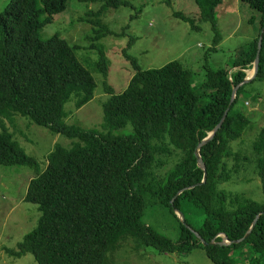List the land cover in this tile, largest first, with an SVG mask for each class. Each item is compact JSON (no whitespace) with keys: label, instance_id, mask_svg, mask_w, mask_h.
Here are the masks:
<instances>
[{"label":"trees","instance_id":"trees-1","mask_svg":"<svg viewBox=\"0 0 264 264\" xmlns=\"http://www.w3.org/2000/svg\"><path fill=\"white\" fill-rule=\"evenodd\" d=\"M72 1L11 0L0 13V164L33 167L35 176L27 184L23 201L37 205L41 213L37 227L23 235L16 249L5 251L14 257L31 253L39 264H115L114 255L122 243L132 239L136 250L154 247L160 252L187 253L202 248L213 264H234V252L246 244L253 253L247 264H264V203L220 188L239 172L240 162L253 161L264 191V129L252 143V160L231 145L250 124L247 115L235 111L246 84L238 90L220 129L200 148L206 172L198 166L196 155L198 145L220 122L233 89L253 75L246 71L253 65L263 35L264 0H240L261 14L260 32L233 61L231 68L236 71L205 66L201 92L193 88L191 69L178 60L143 68L128 53L130 42L123 53L135 74L121 94L104 82L109 95L103 105L104 131L67 122V104L73 101L76 109H82L93 100L97 88L78 56L79 46L60 35L41 38L42 30L67 11ZM76 1L101 4L82 21L91 26L86 40L99 55L92 66L107 79L109 64L97 43L113 33L102 17L110 9L130 7L131 2ZM194 1L200 20L211 24L217 45V9L223 0ZM174 16L199 28L193 17L182 12ZM255 80L264 81V46L259 72L251 82ZM202 97L209 101L202 103ZM16 116L73 142L70 146L58 143L42 169L37 158L19 147L6 124ZM128 124L131 133L114 132ZM234 160L238 163L231 170L229 163ZM204 176L205 183L196 186ZM149 207L167 209L175 217L177 210L189 227L180 221L181 234L172 239L145 221ZM259 215L242 242L219 244V234L230 241L244 237Z\"/></svg>","mask_w":264,"mask_h":264},{"label":"rangeland","instance_id":"rangeland-1","mask_svg":"<svg viewBox=\"0 0 264 264\" xmlns=\"http://www.w3.org/2000/svg\"><path fill=\"white\" fill-rule=\"evenodd\" d=\"M11 0H0V13ZM130 7L108 10L102 22L113 33L112 36L97 43L102 47L109 64L107 79L97 73L93 64L99 59L97 49L90 47L86 38L91 35V26L82 21L88 19L89 11L99 10V3L83 4L72 1L70 8L57 15L55 20L42 30L41 38L49 40L60 35L72 45H78V56L92 73L97 88L92 101L82 109L75 108L70 102L66 110L70 113L67 122L84 128L104 131L103 105L109 99L104 82L113 87L115 94H121L127 88L135 74V67L128 60L123 49L130 43L128 53L138 58L143 68H159L174 60L180 61L191 69L194 75L195 90L201 92L205 80V66L214 69L230 67L233 61L258 36L261 14L240 0H223L217 9L220 42L214 44L215 32L211 24L200 20V9L194 0H129ZM182 12L196 19L191 24L174 16ZM129 27L128 29H126ZM124 33L123 36L121 34ZM118 35V36H116ZM253 72V65L248 72ZM249 75V74H248ZM250 77V76H247ZM209 98L202 97L206 103ZM235 111L250 118V124L241 139L233 142L234 151L253 159L252 143L264 129V81L255 80L244 86L235 106ZM26 117L16 116L13 122L6 124L14 133V139L25 153L37 158L42 169L48 164V155L59 144L70 146L73 142L67 136L55 133L50 128L39 125ZM129 134L132 125L114 131ZM236 162L229 163L233 170ZM35 176L33 167L24 165L0 164V264H39L31 253L20 257L9 255L5 248L16 249L23 235L37 227L41 213L39 207L23 201L27 184ZM220 188L234 194H242L253 201L264 203V191L261 179L254 172L253 161L239 164V172L233 178L220 184ZM177 216V215H176ZM145 221L154 229L177 239L181 234L180 218L167 209L149 207ZM135 241L125 240L116 252L115 264H213L202 248H194L187 253L160 252L154 247L136 250ZM234 264H247L252 256L250 247L241 245L234 252Z\"/></svg>","mask_w":264,"mask_h":264},{"label":"water","instance_id":"water-1","mask_svg":"<svg viewBox=\"0 0 264 264\" xmlns=\"http://www.w3.org/2000/svg\"><path fill=\"white\" fill-rule=\"evenodd\" d=\"M262 33H263V35L261 36V38H260V41H259V46H258V54H256V57H255V60H254V62H253V75H252V77L251 78H246L239 86H237V87H235L234 89H233V95H231V98H230V101H229V105H228V107L226 108V110L224 111V113H223V115H222V117H221V119H220V122L217 124V126L208 134V136L205 138V139H203V141L198 145V148H197V151H196V155H197V163H198V166H200L201 167V169H203L204 171L206 170V167H205V164H204V162L202 161V158H201V156H200V148H201V146L202 145H204L205 143H207L208 141H210L213 137H214V135H215V133L220 129V126H221V124H222V122H223V120H224V118L226 117V115H227V113H228V110H229V107H230V105L231 104H233V102H234V100H235V98H236V95H237V92H238V90L240 89V87H242V86H244L245 84H247V83H249V82H251L254 78H255V76H256V74H258V72H259V68H260V62H261V53H262V49H263V46H264V29H263V31H262ZM206 172V171H205ZM205 181H206V177L204 176V178H203V181L200 183V184H198V185H196V186H201V185H203L204 183H205ZM195 186V187H196ZM192 188H194V187H192ZM174 202V200H172V203ZM175 214L178 216V218H180V220H181V222H183L187 227H189L186 223H185V221H184V216H183V214L181 213V212H179V211H175ZM260 216L261 215H259L258 216V218L255 220V221H253V223H252V225H251V227H250V229H249V231L246 233V235L244 236V237H242V238H239V239H236V240H233V241H230L226 236H224L223 234H219V236L222 238L220 241H219V244H221V245H223V244H230V243H240V242H242L248 235H249V233L251 232V230L253 229V227H255V225L257 224V222H258V219L260 218ZM195 232V234H196V236L199 238V240L201 241V243L203 244V245H207V241L205 240V239H203L196 231H194ZM216 242L213 240V241H211V244H215Z\"/></svg>","mask_w":264,"mask_h":264},{"label":"bare ground","instance_id":"bare-ground-1","mask_svg":"<svg viewBox=\"0 0 264 264\" xmlns=\"http://www.w3.org/2000/svg\"><path fill=\"white\" fill-rule=\"evenodd\" d=\"M246 73H247V72H246ZM248 73H252V74H253V72H251V71H250V72H248Z\"/></svg>","mask_w":264,"mask_h":264}]
</instances>
